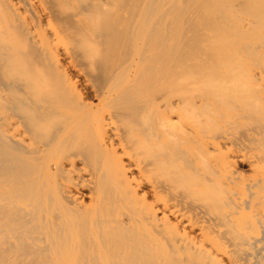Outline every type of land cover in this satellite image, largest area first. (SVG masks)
<instances>
[{
	"label": "bare ground",
	"instance_id": "1",
	"mask_svg": "<svg viewBox=\"0 0 264 264\" xmlns=\"http://www.w3.org/2000/svg\"><path fill=\"white\" fill-rule=\"evenodd\" d=\"M0 235L12 264H264V0H0Z\"/></svg>",
	"mask_w": 264,
	"mask_h": 264
},
{
	"label": "rangeland",
	"instance_id": "2",
	"mask_svg": "<svg viewBox=\"0 0 264 264\" xmlns=\"http://www.w3.org/2000/svg\"><path fill=\"white\" fill-rule=\"evenodd\" d=\"M201 22L202 21L197 22L196 24L192 25L191 28L185 30L186 32L189 33V35L191 37H192V33H195L196 36H194V38H189L188 40H185V41L182 42L183 43L182 44V46H183L182 47V50H183L182 52H189V51L193 50L194 48H196L198 46L197 42H199V41H197V38L199 37V34H201V32L206 31L205 29H207V27L202 26ZM204 39H207V38H204ZM0 242H1V240H0ZM0 246H1V244H0ZM1 248H0V251H1L0 254H3L5 252V250H4L5 247L2 248V250H1ZM6 253L7 252L4 253L3 259L1 258L2 255H0V264H7V262H8V264H12V263H10V261H7L8 259H6V257H4Z\"/></svg>",
	"mask_w": 264,
	"mask_h": 264
}]
</instances>
